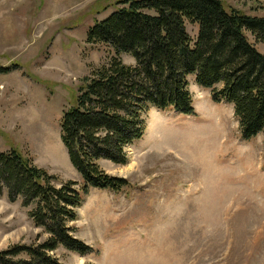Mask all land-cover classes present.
Wrapping results in <instances>:
<instances>
[{"label":"rangeland","instance_id":"obj_1","mask_svg":"<svg viewBox=\"0 0 264 264\" xmlns=\"http://www.w3.org/2000/svg\"><path fill=\"white\" fill-rule=\"evenodd\" d=\"M120 1L0 0V152L15 149L59 182L81 184L60 121L81 80L115 56L87 36ZM223 2L264 18V0ZM185 28L197 36L198 25ZM247 39L264 55V43ZM118 58L135 64L129 55ZM189 83L191 116L150 109L126 164L99 162L128 186L89 190L72 224L88 251L59 247L52 253L59 263L264 264V138L244 140L232 106ZM28 210L0 196V252L47 238Z\"/></svg>","mask_w":264,"mask_h":264},{"label":"trees","instance_id":"obj_2","mask_svg":"<svg viewBox=\"0 0 264 264\" xmlns=\"http://www.w3.org/2000/svg\"><path fill=\"white\" fill-rule=\"evenodd\" d=\"M185 22L198 25L194 39ZM247 34L264 43V18L227 9L223 0L118 2L87 36L89 45L108 46L115 56L81 80L60 121V140L81 184L59 182L15 149L0 152V196L20 200L47 235L0 252V264H61L52 256L59 247L85 254L88 248L72 227L84 197L90 189L119 192L128 186L99 162L126 164V150L144 136L150 109L191 116L189 79L210 91L214 103L232 106L244 140L264 138V55ZM120 54L135 64H123Z\"/></svg>","mask_w":264,"mask_h":264}]
</instances>
